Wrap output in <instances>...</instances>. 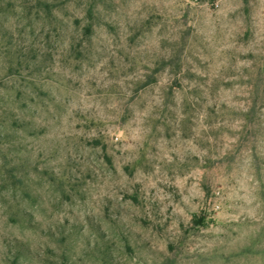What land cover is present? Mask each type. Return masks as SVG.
Returning a JSON list of instances; mask_svg holds the SVG:
<instances>
[{"label":"rangeland","instance_id":"374dc122","mask_svg":"<svg viewBox=\"0 0 264 264\" xmlns=\"http://www.w3.org/2000/svg\"><path fill=\"white\" fill-rule=\"evenodd\" d=\"M0 264H264V0H0Z\"/></svg>","mask_w":264,"mask_h":264}]
</instances>
